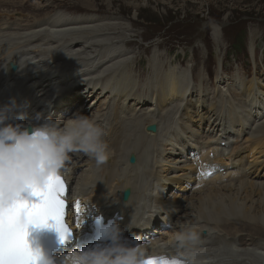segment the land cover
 <instances>
[{
  "label": "bare ground",
  "instance_id": "1",
  "mask_svg": "<svg viewBox=\"0 0 264 264\" xmlns=\"http://www.w3.org/2000/svg\"><path fill=\"white\" fill-rule=\"evenodd\" d=\"M28 1L35 2V11L22 13L15 0H0V7L13 4L22 14L18 20L28 21L12 24L14 16L6 15L0 29V106L13 97L26 104L20 121L25 126L51 118L63 131L78 125L76 117L86 116L103 129V164L82 151L69 153L64 180L71 184L72 198L79 196L105 214H123V232L140 235L146 257L172 254L201 264H263L264 59L257 67L263 70L257 69L246 87L228 77L215 78V86H228L238 101L216 100L208 108L204 81L196 88L192 68L174 57L165 56L170 58L166 67L160 50L150 55V74L141 79L138 54L128 50L132 43L127 45L135 24L112 11L115 0H103L107 15H100L96 0H76L86 8L76 10L77 16L67 15L68 9L55 0H23ZM51 5L58 10L47 17L37 13ZM220 31L214 24V33L220 36ZM11 62L16 71L9 68ZM93 100L96 105L88 106ZM153 123L157 133L146 130ZM132 154L135 164L129 162ZM205 161L216 169L224 165L225 171L207 178L201 166ZM128 187L131 196L124 201ZM83 209L80 235L90 229L87 218L93 213ZM189 233L197 236L195 243L183 239ZM89 244L84 236L82 245ZM74 250L79 251L69 247L67 253Z\"/></svg>",
  "mask_w": 264,
  "mask_h": 264
},
{
  "label": "rangeland",
  "instance_id": "2",
  "mask_svg": "<svg viewBox=\"0 0 264 264\" xmlns=\"http://www.w3.org/2000/svg\"><path fill=\"white\" fill-rule=\"evenodd\" d=\"M55 1L59 4L58 7L62 6L61 9H68L65 11L69 16H77L79 13L77 11L86 9L79 6L76 0ZM96 1L99 10L103 11L100 15L109 14L105 2ZM16 2L17 5H21L19 11L22 13L35 11L33 7L35 2L28 1L29 4H24L23 0H15L14 3ZM9 6L4 7L7 10L0 8V15L7 12L20 14L13 8V4ZM81 8L83 10H79ZM53 9L54 6L51 5V10L45 11V14L58 10L57 7L56 10ZM43 11L39 8L37 13L41 15ZM112 11L135 24V30L129 34L131 38H128L127 42V45L132 44L127 47L129 51L138 54V61L143 60L142 64L146 70L142 75L143 80L147 78L149 59L155 50H160L166 67L167 63H170V58L165 56L174 57L177 63L188 65L189 70L192 68L193 73L190 76L195 77L197 88L199 83L204 81V89L209 91L208 108L216 100L224 103L232 100L236 104L238 101L234 93L228 92V86L221 85L217 88L215 78L218 77L221 81L228 77L236 80L234 83L237 80L242 82L244 85L241 87H246L249 85L246 81L253 79L255 71L263 70L257 67L264 59V0H115ZM214 24L221 30L220 36L214 33ZM253 35L256 39L252 38ZM237 39L242 40L243 44L240 45ZM218 40L221 41L219 47ZM235 42L242 48H232L231 45ZM254 55L257 57L256 61ZM196 62L200 63L199 66L192 67ZM220 95L223 97L222 101L217 99ZM90 105H94V101H91ZM205 136L206 132L199 134L198 137L203 139ZM258 154L257 150L255 155ZM254 159V156L248 158L250 162ZM258 160H262L260 154Z\"/></svg>",
  "mask_w": 264,
  "mask_h": 264
},
{
  "label": "clouds",
  "instance_id": "3",
  "mask_svg": "<svg viewBox=\"0 0 264 264\" xmlns=\"http://www.w3.org/2000/svg\"><path fill=\"white\" fill-rule=\"evenodd\" d=\"M25 107L14 97L0 106V229L5 213L18 208L15 226L26 231L25 240L32 253L30 264H146L158 258L146 257L137 244L125 243L123 229L115 220L101 224L98 232V237L109 244L74 250L60 258L34 242L32 231L46 227L38 216L29 215V209L40 200L36 189H46L52 177H62L68 171L69 153L82 151L101 165L107 159V146L103 129L86 116L76 117L78 125L63 131L51 118L30 129L20 122ZM40 116L37 114V119ZM183 239L195 243L198 238L189 233Z\"/></svg>",
  "mask_w": 264,
  "mask_h": 264
},
{
  "label": "snow or ice",
  "instance_id": "4",
  "mask_svg": "<svg viewBox=\"0 0 264 264\" xmlns=\"http://www.w3.org/2000/svg\"><path fill=\"white\" fill-rule=\"evenodd\" d=\"M36 192L40 200L29 209V215L38 216L40 223L47 227H54L59 233L61 243H66L72 236V230L66 223V209L69 205L66 202L67 185L64 178L54 176L46 189H36ZM79 207L80 202L76 201L78 227L81 223ZM18 211L17 208L10 213H5L3 227L0 229V264H30L31 262L32 253L25 240L26 231L15 226ZM146 264H183V262L161 256L148 260Z\"/></svg>",
  "mask_w": 264,
  "mask_h": 264
},
{
  "label": "water",
  "instance_id": "5",
  "mask_svg": "<svg viewBox=\"0 0 264 264\" xmlns=\"http://www.w3.org/2000/svg\"><path fill=\"white\" fill-rule=\"evenodd\" d=\"M148 130H149V131L156 132V126H155V125L148 126ZM131 161H132V162H135V158L132 157V158H131ZM127 197H128V195L126 196V198H127ZM263 264H264V263H263Z\"/></svg>",
  "mask_w": 264,
  "mask_h": 264
},
{
  "label": "trees",
  "instance_id": "6",
  "mask_svg": "<svg viewBox=\"0 0 264 264\" xmlns=\"http://www.w3.org/2000/svg\"><path fill=\"white\" fill-rule=\"evenodd\" d=\"M242 38V37H241ZM238 41H239V44L240 45H242L243 43H242V40H239V39H237ZM242 43V44H241ZM240 45H237L236 44V42L235 43H233L231 46H232V48H234V49H241L242 48V46H240ZM244 48V47H243Z\"/></svg>",
  "mask_w": 264,
  "mask_h": 264
}]
</instances>
